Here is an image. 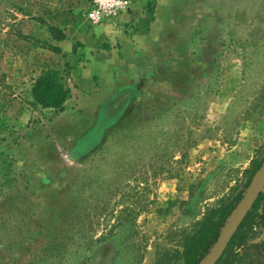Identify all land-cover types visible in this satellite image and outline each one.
Here are the masks:
<instances>
[{"label":"rangeland","instance_id":"1","mask_svg":"<svg viewBox=\"0 0 264 264\" xmlns=\"http://www.w3.org/2000/svg\"><path fill=\"white\" fill-rule=\"evenodd\" d=\"M126 1L98 23L94 0H0V264H183L264 163V0ZM99 27L110 55L81 87L58 37ZM48 69L59 112L32 97ZM245 232L241 264H264V228Z\"/></svg>","mask_w":264,"mask_h":264},{"label":"trees","instance_id":"2","mask_svg":"<svg viewBox=\"0 0 264 264\" xmlns=\"http://www.w3.org/2000/svg\"><path fill=\"white\" fill-rule=\"evenodd\" d=\"M55 30V28H51L53 33H55ZM64 39L65 34L62 33L61 36L58 37V41ZM127 94H129V92L124 93L122 96L118 97L117 100L107 104L109 115L113 114L115 106L119 105V100L121 101ZM70 95L69 89L64 85L62 74L53 69L42 71L40 76L35 80L32 88V97L37 105L44 109H53L58 112L63 110ZM114 122L115 120L110 121L109 124H113ZM105 128L106 127L98 128L93 136L100 138ZM261 166L262 161L255 160L252 163L250 169L247 171L249 175L248 184L252 182ZM242 197L243 193H240L232 201L223 202L215 209L209 211L198 230L185 237L181 251L183 264H199L210 252L222 232V229L226 225L228 217ZM249 227L264 228V192L261 193L255 202L253 208L240 225L217 264H241L246 260V251L242 255L236 251L243 246L246 235L245 231Z\"/></svg>","mask_w":264,"mask_h":264},{"label":"crops","instance_id":"3","mask_svg":"<svg viewBox=\"0 0 264 264\" xmlns=\"http://www.w3.org/2000/svg\"><path fill=\"white\" fill-rule=\"evenodd\" d=\"M105 29L106 28L99 27L98 29L91 31V33H75L69 29L64 32L65 39L57 42L56 46L60 50V57H64V61L69 63L71 66H76V68L72 71L71 78L75 84H78L81 87L84 83H89L93 77H100L101 75L99 72H103L101 67L102 65L96 64L95 61H100L101 59L108 57L110 54L109 52L102 50L96 53L93 52L95 47L98 48L99 45H101L102 39L100 38V35L106 36L108 34ZM87 36L89 38H86ZM78 42L86 44L85 50L86 53H89L87 57H84L79 51L75 53L74 47ZM85 64H87V67H84ZM104 95L108 96L106 100H110L113 96L110 91H105Z\"/></svg>","mask_w":264,"mask_h":264},{"label":"water","instance_id":"4","mask_svg":"<svg viewBox=\"0 0 264 264\" xmlns=\"http://www.w3.org/2000/svg\"><path fill=\"white\" fill-rule=\"evenodd\" d=\"M264 192V163L227 219L216 243L199 264H217L255 202Z\"/></svg>","mask_w":264,"mask_h":264},{"label":"built area","instance_id":"5","mask_svg":"<svg viewBox=\"0 0 264 264\" xmlns=\"http://www.w3.org/2000/svg\"><path fill=\"white\" fill-rule=\"evenodd\" d=\"M129 7V2L126 0H94V9L89 14V18L99 23L105 18L116 17L121 11H127Z\"/></svg>","mask_w":264,"mask_h":264}]
</instances>
